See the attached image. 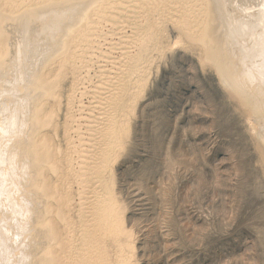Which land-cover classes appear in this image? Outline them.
Instances as JSON below:
<instances>
[{
    "label": "rangeland",
    "instance_id": "rangeland-1",
    "mask_svg": "<svg viewBox=\"0 0 264 264\" xmlns=\"http://www.w3.org/2000/svg\"><path fill=\"white\" fill-rule=\"evenodd\" d=\"M160 1L141 0L134 7L126 0L116 5V11L108 10L112 19L108 16L95 31L107 35L92 49L78 37V46L73 45L76 58L70 60L75 65L67 66L60 83L57 129L46 132L66 153L88 149L82 144L97 135L88 129L99 131L106 125V120L97 119L98 110L118 107L122 93L128 91L129 66L143 46L144 34L153 31L155 37L144 44L148 75L143 97L139 109L128 116L124 150L113 165L118 198L127 208L125 225L134 233L137 248L131 260L264 264V165L247 114L223 89L215 71L202 62L201 44L181 34L179 27L190 20L182 17V4ZM125 5L134 8L123 12ZM100 56L105 58L97 59ZM82 57L91 60L90 68L76 70ZM88 76L90 82L84 80ZM74 90V103L68 106ZM125 102L126 107L130 102ZM90 110L96 121L86 120ZM74 163L69 167L62 162L64 175L79 170ZM51 178L54 183L52 174ZM92 183L86 188L74 183L69 190L78 244L83 224L80 194L98 186ZM59 227L63 229L62 224ZM97 239L94 247L108 255L109 264L126 255L123 238Z\"/></svg>",
    "mask_w": 264,
    "mask_h": 264
},
{
    "label": "bare ground",
    "instance_id": "bare-ground-1",
    "mask_svg": "<svg viewBox=\"0 0 264 264\" xmlns=\"http://www.w3.org/2000/svg\"><path fill=\"white\" fill-rule=\"evenodd\" d=\"M122 1L0 0V264H109L108 255L94 247L97 237L103 236L125 240L127 253L115 264H136L131 260L137 251L134 233L125 225L127 208L118 198L113 165L124 150L128 116L139 109L143 97L148 75L144 44L155 37L153 31L144 34L143 46L129 66L128 91L122 93L118 107L98 110L97 119L106 120L105 128L88 129L97 135L82 147L92 151L73 147L66 153L46 132L57 129L59 88L67 66L75 65L70 63L76 58L73 45L78 46L80 37L79 42L92 49L107 35L96 34L97 27ZM175 1L182 4V17L190 18L179 27L181 34L201 44L202 62L246 112L264 165V0ZM140 2L131 0L134 7ZM124 7L123 12L128 6ZM79 60L76 70L90 68L91 60ZM84 80L90 82L91 77ZM74 100L75 90L68 106ZM125 101L130 102L126 107ZM89 114L86 120H97L93 111ZM89 160L94 161L86 163ZM64 161L69 167L75 162L79 170L64 175ZM93 181L98 186L80 194L83 224L78 244L69 190L74 183L86 188Z\"/></svg>",
    "mask_w": 264,
    "mask_h": 264
}]
</instances>
